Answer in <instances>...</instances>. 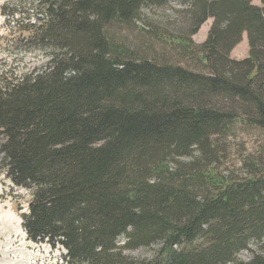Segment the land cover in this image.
Segmentation results:
<instances>
[{
  "label": "trees",
  "instance_id": "trees-1",
  "mask_svg": "<svg viewBox=\"0 0 264 264\" xmlns=\"http://www.w3.org/2000/svg\"><path fill=\"white\" fill-rule=\"evenodd\" d=\"M169 1L31 0L21 43L47 62L0 72L2 167L30 196L21 228L63 264H264V147L238 173L214 168L228 135H264V8L181 0L172 40L141 20ZM128 26L140 49L111 34ZM243 36L247 56L234 60ZM151 247L146 260L124 254Z\"/></svg>",
  "mask_w": 264,
  "mask_h": 264
},
{
  "label": "rangeland",
  "instance_id": "rangeland-1",
  "mask_svg": "<svg viewBox=\"0 0 264 264\" xmlns=\"http://www.w3.org/2000/svg\"><path fill=\"white\" fill-rule=\"evenodd\" d=\"M31 0H0V72L4 71L10 75L19 76L21 74L40 71L47 62L48 52L27 50L23 39L28 36L26 33V25L32 24V17L35 10L31 5ZM253 4L264 8L258 0H254ZM15 12L14 20L19 21L18 25L11 24L6 26V17L4 12L9 10ZM185 9L181 0H170L168 5L160 9H146L141 11L142 22L152 29L159 30L164 35V29H169L166 35L172 40H176L179 33L176 28L168 26L170 21L177 19V13ZM176 16V17H175ZM178 25V24H177ZM211 25V21H207L191 38L192 43L199 45L206 39L207 32ZM134 32L113 30L111 34L115 39L126 40L133 47L140 49L141 31L136 30L133 26H128ZM176 27V26H175ZM151 28V29H150ZM155 44V50L162 52V42ZM170 46L169 44H167ZM171 51H175L170 47ZM247 56L246 37L243 36L242 42L233 49L230 57L234 60H241ZM178 58V57H177ZM176 57L173 60H177ZM179 59V58H178ZM184 67L188 66L183 63ZM3 139L0 137V146ZM264 147V135L256 131L248 133L238 132L235 135H228L224 141V156H221L217 169L218 173L223 176L237 172L246 158L257 156ZM195 158H178L179 163H191ZM30 200L29 193L25 189L14 187L5 177L4 167H2V155L0 154V250L8 249L10 253L7 256L0 255V264H63L61 256L62 250L51 249L45 244L37 245L29 242L20 225L19 215L25 213L27 202ZM19 219V220H18ZM121 244V241L118 242ZM255 245L251 246L248 251L238 254L237 259L240 261H249L253 252H258ZM260 249V248H259ZM155 247L148 249H139L137 251L125 252L127 256L135 260L149 259ZM264 252V249H262Z\"/></svg>",
  "mask_w": 264,
  "mask_h": 264
},
{
  "label": "bare ground",
  "instance_id": "bare-ground-1",
  "mask_svg": "<svg viewBox=\"0 0 264 264\" xmlns=\"http://www.w3.org/2000/svg\"><path fill=\"white\" fill-rule=\"evenodd\" d=\"M9 253H10V251L8 249L0 250V255L7 256Z\"/></svg>",
  "mask_w": 264,
  "mask_h": 264
}]
</instances>
